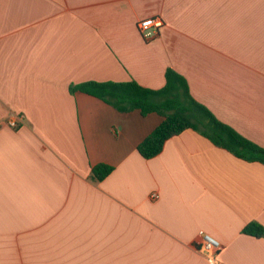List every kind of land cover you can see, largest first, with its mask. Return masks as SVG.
Wrapping results in <instances>:
<instances>
[{
  "label": "crops",
  "instance_id": "1",
  "mask_svg": "<svg viewBox=\"0 0 264 264\" xmlns=\"http://www.w3.org/2000/svg\"><path fill=\"white\" fill-rule=\"evenodd\" d=\"M155 17L145 39L138 23ZM168 69L264 148V0H0V246L16 264H264V237L243 231L264 227V163L193 129L146 159L161 115L70 90H157ZM98 164L114 167L102 181Z\"/></svg>",
  "mask_w": 264,
  "mask_h": 264
},
{
  "label": "trees",
  "instance_id": "2",
  "mask_svg": "<svg viewBox=\"0 0 264 264\" xmlns=\"http://www.w3.org/2000/svg\"><path fill=\"white\" fill-rule=\"evenodd\" d=\"M70 90L95 96L123 113L139 110L144 116L152 113L161 115L164 118L162 123L138 146L139 153L146 159L159 155L170 138L193 129L238 158L264 163V148L220 121L198 102L192 96L186 78L173 69L167 70L166 84L157 90L144 87L136 81H89L72 85ZM113 170L112 166L98 164L93 167V175L102 181ZM243 231L264 237V227L258 223L248 224Z\"/></svg>",
  "mask_w": 264,
  "mask_h": 264
},
{
  "label": "built area",
  "instance_id": "3",
  "mask_svg": "<svg viewBox=\"0 0 264 264\" xmlns=\"http://www.w3.org/2000/svg\"><path fill=\"white\" fill-rule=\"evenodd\" d=\"M164 22L160 17L149 18L138 23V29L145 39H152L159 32V28L163 26ZM24 116L16 115L8 120V124L12 127H17L23 124ZM158 194H153L152 198L157 199ZM221 243L211 237L210 235H203L201 238V246L199 251L210 256H214L221 249Z\"/></svg>",
  "mask_w": 264,
  "mask_h": 264
},
{
  "label": "rangeland",
  "instance_id": "4",
  "mask_svg": "<svg viewBox=\"0 0 264 264\" xmlns=\"http://www.w3.org/2000/svg\"><path fill=\"white\" fill-rule=\"evenodd\" d=\"M9 242V241H8ZM31 249V248H27ZM5 251V253H4ZM0 264H16L14 262V256L16 254V248L14 247H5V246H0ZM22 264H32L31 259L29 260L28 263H22Z\"/></svg>",
  "mask_w": 264,
  "mask_h": 264
}]
</instances>
